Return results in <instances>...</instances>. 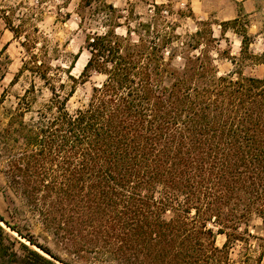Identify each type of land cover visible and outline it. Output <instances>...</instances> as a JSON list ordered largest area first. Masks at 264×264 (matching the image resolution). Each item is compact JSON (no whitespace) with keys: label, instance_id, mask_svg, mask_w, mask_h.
Wrapping results in <instances>:
<instances>
[{"label":"trees","instance_id":"obj_1","mask_svg":"<svg viewBox=\"0 0 264 264\" xmlns=\"http://www.w3.org/2000/svg\"><path fill=\"white\" fill-rule=\"evenodd\" d=\"M120 26L89 39L78 79L79 53L62 70L50 51H25L19 74L40 80L50 98L33 111L31 85L0 126L8 213L12 193L45 228L76 231L119 264H237L228 240L219 248L215 237L241 238L237 228L254 215L264 225V77L219 76L204 54L177 68L154 41L131 43L128 27L117 35ZM91 72L103 83L70 113L76 84ZM8 216L0 222L53 257ZM21 246L33 264H54Z\"/></svg>","mask_w":264,"mask_h":264},{"label":"rangeland","instance_id":"obj_2","mask_svg":"<svg viewBox=\"0 0 264 264\" xmlns=\"http://www.w3.org/2000/svg\"><path fill=\"white\" fill-rule=\"evenodd\" d=\"M126 2L127 0H0V126L6 122V113L16 108L18 99L31 85L34 86L31 105L33 111L50 98L49 91L40 80L28 72L19 74L22 62L28 58L25 51H50L52 68L62 70L67 69L72 56L79 53V59L71 73L78 79L89 58V39L104 35L117 24L130 29L131 43H137L139 37L147 43L154 41L157 51H162L166 60L174 56L172 64L177 68L184 65L182 57L204 54L215 66L219 76L230 75L236 79L237 72L242 75L249 73L251 60L264 61L258 57L251 59L247 52L235 58L236 66L232 68L228 60L230 51H216L222 49L223 44L222 47H217L213 42L208 25H198L197 37L196 33L189 32L183 19L188 14L187 11L171 5L158 7L152 14L149 12L155 5L152 2ZM147 4L152 6L147 8ZM164 10L166 14L162 13ZM244 21L243 18L239 21L242 27ZM139 23L150 24V31H143ZM177 26L180 29L177 30ZM12 29L16 35L10 31ZM115 32L124 36V29ZM61 77L64 78V74L61 73ZM103 81L104 77L94 72L88 78L79 80L67 103V110L74 113L87 106L92 89L99 87ZM29 116L28 114L26 119ZM4 171L0 164V213L8 220L9 213L15 216L13 223L17 229L24 236L30 237L36 245L48 249L53 257L0 222L4 231L0 235V264L38 262L21 244L54 264H119L104 254V249L100 246L92 250L89 239L76 231L63 233L58 229L45 228L41 217L34 213L30 204L12 193L10 197L16 211L8 213L4 199L7 184ZM208 227L217 231L211 224ZM237 229L241 238L227 239L226 235H216L215 245L221 248L228 240V258L234 263L264 264V225L261 219L254 215ZM225 233L231 235L232 231L225 230Z\"/></svg>","mask_w":264,"mask_h":264},{"label":"crops","instance_id":"obj_3","mask_svg":"<svg viewBox=\"0 0 264 264\" xmlns=\"http://www.w3.org/2000/svg\"><path fill=\"white\" fill-rule=\"evenodd\" d=\"M127 0L126 4H128ZM142 3L152 2L155 7L165 8L173 6L179 10L188 12L184 16L186 27L189 32H198V25L206 24L210 30V37L217 47H223L216 51H230L228 55L231 67L236 66V59L241 57V51H247L251 59H264V0H136ZM152 5L147 4V8ZM114 8H116L113 5ZM166 12V10H164ZM167 13V12H166ZM243 18V27L234 26V22H239ZM193 25V29H191ZM124 29V36L127 34L125 26L115 29ZM176 29H180L179 26ZM244 30L247 38V48L242 49V34ZM233 51V52H231ZM227 60V58L225 59ZM235 61V62H234ZM236 75V74H235ZM248 78L262 79L264 77V61H252L249 73L242 75Z\"/></svg>","mask_w":264,"mask_h":264},{"label":"built area","instance_id":"obj_4","mask_svg":"<svg viewBox=\"0 0 264 264\" xmlns=\"http://www.w3.org/2000/svg\"><path fill=\"white\" fill-rule=\"evenodd\" d=\"M162 13L166 14V12H165V11H163Z\"/></svg>","mask_w":264,"mask_h":264}]
</instances>
